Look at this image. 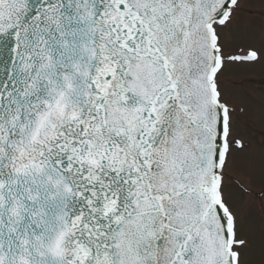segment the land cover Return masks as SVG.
<instances>
[{
  "label": "snow or ice",
  "instance_id": "snow-or-ice-1",
  "mask_svg": "<svg viewBox=\"0 0 264 264\" xmlns=\"http://www.w3.org/2000/svg\"><path fill=\"white\" fill-rule=\"evenodd\" d=\"M0 264H264V0H0Z\"/></svg>",
  "mask_w": 264,
  "mask_h": 264
}]
</instances>
